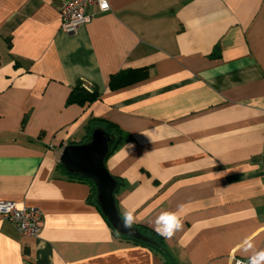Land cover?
<instances>
[{
	"label": "crops",
	"instance_id": "1",
	"mask_svg": "<svg viewBox=\"0 0 264 264\" xmlns=\"http://www.w3.org/2000/svg\"><path fill=\"white\" fill-rule=\"evenodd\" d=\"M62 1L0 0V201L43 217L28 237L0 216V264H264V0H109L73 35ZM78 82L86 106L67 102ZM101 119L116 209L164 255L117 237L58 166Z\"/></svg>",
	"mask_w": 264,
	"mask_h": 264
},
{
	"label": "water",
	"instance_id": "2",
	"mask_svg": "<svg viewBox=\"0 0 264 264\" xmlns=\"http://www.w3.org/2000/svg\"><path fill=\"white\" fill-rule=\"evenodd\" d=\"M113 139V135L95 128L88 141L64 146L58 162L66 173L89 179L93 183L94 202L114 232L136 241L154 244L150 237L125 222L116 209L114 191L117 181L109 174L104 163Z\"/></svg>",
	"mask_w": 264,
	"mask_h": 264
},
{
	"label": "built area",
	"instance_id": "3",
	"mask_svg": "<svg viewBox=\"0 0 264 264\" xmlns=\"http://www.w3.org/2000/svg\"><path fill=\"white\" fill-rule=\"evenodd\" d=\"M91 7H96L100 13L109 11V0H63L59 7L60 30L73 35L78 29L90 21ZM261 177L264 181V145L260 160ZM0 216L10 221L20 235L37 237L43 225L41 212L30 206L17 208L14 202L0 201ZM233 264H245L235 259Z\"/></svg>",
	"mask_w": 264,
	"mask_h": 264
},
{
	"label": "trees",
	"instance_id": "4",
	"mask_svg": "<svg viewBox=\"0 0 264 264\" xmlns=\"http://www.w3.org/2000/svg\"><path fill=\"white\" fill-rule=\"evenodd\" d=\"M140 73H141V71L134 72L135 76L133 75V78H131V81L135 80L140 75ZM125 81H127V80H125ZM110 86L115 88V87H118V86H121V85H110ZM97 94L98 93H97V90L95 88L89 91L87 88H85L83 85H81L80 82H78L74 86V88H72L71 91L69 92V95L67 97V102L68 103H75V104H78L80 106H86V105L90 104L93 100H95L97 98ZM99 122H100V124H102L104 126V129L102 131L106 132L109 135H113L114 132L118 131V127L115 124L111 123V122H108V121H105V120H102V119ZM119 139L120 138L117 139L114 136V139H113V141L111 143L108 155L114 149V147L116 146V144L119 141ZM86 141H88V139ZM58 166L63 172H65V170L63 169V167H62V165L60 163L58 164ZM66 174L69 177L76 178L78 180L87 182L90 185L91 197L94 198L95 188H94L93 183L89 179H85V178H82V177H79V176H75V175H71V174H68V173H66ZM115 180L117 181V179H115ZM118 186H119V182L117 181V187H116L115 191L117 190ZM115 191H114V193H115ZM93 203H94V201H93ZM96 207H97V205H96ZM122 219L125 222L131 224L132 226L136 227L142 234L150 237L152 239V241L154 242V244L143 243L141 241H136V240H133V239H130V238H127V237H123V236L118 235L116 232H114L112 230L117 237H119L120 239H124V240H127V241H132L134 243H139V244L148 246V247L158 251V253L164 255V251L162 249V240H161V236L159 234H157L153 230L148 229L147 227L136 226V225L132 224L131 222H128L125 217H122Z\"/></svg>",
	"mask_w": 264,
	"mask_h": 264
},
{
	"label": "clouds",
	"instance_id": "5",
	"mask_svg": "<svg viewBox=\"0 0 264 264\" xmlns=\"http://www.w3.org/2000/svg\"><path fill=\"white\" fill-rule=\"evenodd\" d=\"M168 215H169V218H170V222L174 221V229L172 231H168L166 233H160V234L161 235H165L167 238H170L171 235H173V232L175 230H178L179 228L182 227V223H181L180 218L177 215H175V214H168ZM131 219H132V217L130 215L126 217V220L128 222H131ZM157 231L159 232V229H157Z\"/></svg>",
	"mask_w": 264,
	"mask_h": 264
},
{
	"label": "rangeland",
	"instance_id": "6",
	"mask_svg": "<svg viewBox=\"0 0 264 264\" xmlns=\"http://www.w3.org/2000/svg\"><path fill=\"white\" fill-rule=\"evenodd\" d=\"M95 194V193H94Z\"/></svg>",
	"mask_w": 264,
	"mask_h": 264
}]
</instances>
